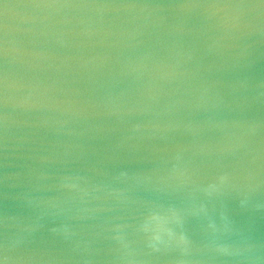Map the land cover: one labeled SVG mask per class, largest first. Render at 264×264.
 Returning a JSON list of instances; mask_svg holds the SVG:
<instances>
[{"label": "water", "instance_id": "1", "mask_svg": "<svg viewBox=\"0 0 264 264\" xmlns=\"http://www.w3.org/2000/svg\"><path fill=\"white\" fill-rule=\"evenodd\" d=\"M0 264H264V0H0Z\"/></svg>", "mask_w": 264, "mask_h": 264}, {"label": "clouds", "instance_id": "2", "mask_svg": "<svg viewBox=\"0 0 264 264\" xmlns=\"http://www.w3.org/2000/svg\"><path fill=\"white\" fill-rule=\"evenodd\" d=\"M241 7H244V6H241V5H238L237 8H241Z\"/></svg>", "mask_w": 264, "mask_h": 264}]
</instances>
